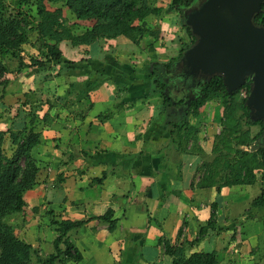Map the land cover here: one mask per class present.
I'll use <instances>...</instances> for the list:
<instances>
[{
    "label": "crops",
    "instance_id": "obj_1",
    "mask_svg": "<svg viewBox=\"0 0 264 264\" xmlns=\"http://www.w3.org/2000/svg\"><path fill=\"white\" fill-rule=\"evenodd\" d=\"M168 18L174 26L169 29L163 27ZM179 20L178 15L167 16L164 11L158 22L152 17L148 24L159 33V38L146 36L139 45L117 37L84 46L89 57L81 59L83 62L74 61L77 63L69 69L75 71L81 63L91 67L92 63L103 64L106 47L121 39L127 41L125 46L129 49L124 51L129 58L123 63L131 68L138 67V63L150 65V49L162 45L155 42L162 40L165 30L178 37V46L169 38L175 44L172 50L177 52L169 60L175 58L190 43ZM151 38L153 41L147 42ZM162 55L157 53V60L151 65L167 63L168 59L159 58ZM130 56L137 62H131ZM74 71L47 80L62 84L59 103L65 102L67 108L61 106L62 112H50L56 119L48 129L41 126L42 142L32 150L40 168L39 184L24 194V210L30 218L26 228L39 234L33 233L34 243L32 237L27 242L42 244L46 256L54 253L57 232L47 214L52 212L61 220L85 221L66 235L82 256L78 264H173L165 254L163 242L184 245L188 255L197 251L217 252L216 246L223 243L221 249L231 255L226 261H234L241 253L250 251L249 264H261L264 254L258 256V251L264 245V223L262 228L255 224L249 240L244 241L240 230L243 223L236 225L240 217L235 211L247 203V220H261L264 207L250 209V204L264 190L263 183L257 178L253 185L224 187L220 193L215 187H195L201 176L197 169L203 163L202 155L191 148L192 142L164 141L168 128L165 123L170 120L161 121L165 114L161 108L159 112L151 109L152 101L158 100L151 97L150 75L148 95L138 87L134 69L126 73L131 77L120 69L110 76L95 68L87 74ZM126 82L130 84L127 86ZM166 113L168 117L169 112ZM213 204L217 209V229H208L207 235L199 239L198 230L209 221ZM108 210L113 212L116 224L113 231L98 219ZM38 219L42 221L41 227L36 223ZM42 230L46 237H40ZM230 233L236 237L230 235L229 242L225 241ZM69 263L72 264H65Z\"/></svg>",
    "mask_w": 264,
    "mask_h": 264
},
{
    "label": "trees",
    "instance_id": "obj_2",
    "mask_svg": "<svg viewBox=\"0 0 264 264\" xmlns=\"http://www.w3.org/2000/svg\"><path fill=\"white\" fill-rule=\"evenodd\" d=\"M31 0H19V10L11 15L8 12L6 0H0V77L5 74H21L23 70H36L48 72L47 81L52 77L50 71L56 66H67L73 68L77 63L63 60L60 49L61 44H70L72 47L91 46L103 40L123 37L135 45L146 36L159 38V33L152 30L148 19L152 16L158 22L163 15L164 9L155 5L157 0H35L29 11L23 7ZM196 0H170V12L175 13L182 19V11L194 6ZM63 4L64 7L75 17L76 23L68 25L62 16V11L57 9L50 14L46 11V4ZM253 22L256 26L264 28V3L261 5V12L254 16ZM181 28L186 32L190 43L179 50L178 56L171 58L169 62L160 64L152 63L153 70L150 72L152 81L151 97H156L161 104L162 113H166L171 107H187L183 100H172L165 94L166 84L163 77H160V68H170V64L179 59L195 41L190 29L184 24ZM35 34V39L41 43L44 49L40 58L31 57L30 62H24L21 52L22 47L30 42V35ZM15 59L18 64L10 70L6 60ZM83 62V60L79 61ZM160 69V70H159ZM59 72L53 77H58ZM10 80H3L0 86L3 88ZM250 88L248 80L239 90L229 94L223 84L221 76H213L208 82L200 84L199 97L189 104L191 117L195 118L199 110L210 102L221 101L222 103V131L216 135L215 144L224 148L209 164L203 162L197 169L201 176L195 187H215L220 193L224 187H241L253 185L257 178H260L264 185V147L257 146L252 149L254 142L260 139L264 132V122L250 118V110L246 107V97L240 96L242 89L247 94ZM4 90V89H3ZM28 106H32V96L27 94ZM44 103L47 111L41 118L35 114L30 117V122L20 132H11L8 128L0 132V264H31L32 255L37 256L39 264H65L72 262L78 264L82 260L80 252L68 242L66 235L85 224V221L61 220L50 216L51 225L55 227L57 237L53 241L54 253L41 258L38 252L28 242L20 239L13 224L8 220L16 214L23 212L26 207L24 194L33 190L39 184V165L32 157V150L41 142L42 130L36 132L37 128L48 129L56 116H51L50 111L58 107L46 99ZM67 108L65 102L61 104ZM40 109V108H39ZM186 114V115H188ZM185 115V116H186ZM35 120V121H34ZM165 142H189L193 140V148L197 143L196 131L190 126L185 117L179 121H166ZM257 126L258 131L251 135L249 128ZM11 132L12 144L15 152L12 157L4 155L2 143L6 133ZM188 139V140H187ZM198 148V147H197ZM196 148V149H197ZM200 150V148H198ZM20 159L24 164H20ZM219 168V169H218ZM218 169V170H217ZM194 188V186L192 187ZM264 207V190L255 197L250 204V209ZM212 213L206 226L201 228L199 239H202L208 229H215L216 204L211 206ZM113 212L108 210L98 219L104 222L109 231H113L115 221L112 220ZM64 250L60 249V244ZM165 254L172 258L173 264H218L216 252L197 251L187 254L186 247L182 244L174 245L170 242H163Z\"/></svg>",
    "mask_w": 264,
    "mask_h": 264
},
{
    "label": "rangeland",
    "instance_id": "obj_3",
    "mask_svg": "<svg viewBox=\"0 0 264 264\" xmlns=\"http://www.w3.org/2000/svg\"><path fill=\"white\" fill-rule=\"evenodd\" d=\"M34 1L35 0H31L29 4L24 5L23 9L29 11L31 8H34L33 7ZM199 1H202V0H196V3L198 4ZM169 2H170V0H157L155 5L158 7H162L164 9V12L167 13V16L177 15L175 13L170 12ZM6 4H8V12L11 15H14L19 10V8L21 7L19 5V0H6ZM57 9H60L62 11V16L66 19L68 25H73L76 23L75 17L67 10L66 7L63 6V4H56V5H50L48 3L46 4V11L49 12L50 14L55 13V11ZM149 19H152V16H150ZM179 21L182 24V19ZM164 22H166L165 23L166 25H163V27H166V28L174 27L173 24L170 23L169 18L167 20H164ZM169 32H171V31L165 30L163 32L164 35H163L162 40H161L162 42L161 41L155 42L157 44L162 43V45L160 47L158 46L156 48V50L150 49L151 50L149 52V56L151 58L149 61L150 65L148 64V62H146L144 64L138 63V67L134 66L133 68H131V67H128L125 63H123L124 62L123 60H125V58H129L128 57L129 55L124 53V51H128L129 49L127 46H125L127 41H124L125 39L124 40L121 39V41L119 43L113 42V43H111V45L109 47H106L107 55H105L106 57H105L103 64L100 62V64L98 66H96L94 63H92L93 65L91 67L89 65L81 63L78 65V68L75 71L69 69L67 66H56L53 70L50 71V74L52 76H54V74H56L57 72H59L60 74H66V73H73V71H74V73L87 74L90 72V70H92V68H95L99 72L106 73V75L110 76L113 74V71L115 69H117V70L120 69V71H123L125 74L127 72H129L130 69H134L136 71V73L133 76L135 78H138V82H139L138 87L145 89L144 92H147L148 95H150V93L152 92V89L150 90V93H149L147 80H148V77L150 75V72L153 70L151 62L157 60V53H162L163 55L159 58L162 60L168 59L167 62L169 61L170 56H176L177 55V52H174L172 50V47L175 46V44L172 41H170L169 38H172L171 40H175L176 46H178L179 45L178 37L177 36L175 37L173 33H169ZM176 32L178 33L179 31L177 30ZM170 35H171V37H168ZM30 36H31L30 42L28 44L23 45L22 52H21V56H22L24 62H26V63L30 62L29 60L31 57L40 58L44 52V49L42 48L41 43H39L35 39V34H31ZM150 41L152 42L153 39L151 38V39L147 40V42H150ZM177 43H178V45H177ZM60 49H61L62 54H63V60H66V61H78V60L89 57L88 54H86V50H85L84 46L72 47L70 44H61ZM116 59L119 60L117 63H115V61H114ZM130 60H131V62H137V61H134L133 56L132 57L130 56ZM126 62H129V61H126ZM6 63L8 64V67L10 70L15 69L17 67V64H18L17 60H15V59L6 60ZM181 68H184V67H183L182 63L179 61V59H177L176 61H174L170 64L169 69H166L164 67L160 68L161 70L159 69L160 70L159 75H160V77H163L162 81L165 82V84H166V89L164 92L168 97H170L174 101L175 100H182V98L185 96H188L192 100H196L199 97L197 80H195V81L193 80V81H191V83L190 82L189 83L188 82L183 83L182 80H180V78L178 77V75L181 71ZM48 75H49L48 72L38 73L36 70H23L21 72V74L11 73V74H5L4 77H0V82H3V80H7V79L10 80V82L6 85L5 88H3L2 85L0 86V132H3V131L6 132V130L8 128L11 129L12 133L13 132H15V133L20 132L21 130L24 129L25 125H28V123L30 122V119H31L30 116L32 114H35L38 118H41L43 116L44 112L47 111V106L44 103V101L46 99L50 100V102H52V103L54 102V103L58 104V107L56 109L53 108L50 111V112H52L51 114H55V112H62L61 110L63 107L60 108L62 106L61 105L62 100H60V97H59V96H61L60 91H62V89H61L62 84H58L57 80H53L52 82L46 81L45 78ZM126 75L131 77V75H129V74H126ZM68 80H70V78ZM124 84L128 86L130 83L126 82ZM81 86H82V84L78 88H81ZM27 94H31V96H32V101H31L33 104L32 106L36 107L34 109V111L27 104L29 101V99L26 98ZM134 95H137V94H134ZM240 96L242 98L248 96L245 89H242ZM59 101H61V102L59 103ZM157 102L158 101H156V100L152 101V106H151L152 108L151 109L156 110V112H159V109L160 108L162 109V107H161V104L157 103ZM189 102H190V100L186 101L187 104H189ZM167 112H169L168 117H167V113H165L164 115H161V119H163V120H161L162 122L167 118H168L167 120H170V121H179L185 117V119H187L188 122L190 123V126L193 129H195L197 143L195 145L194 151H197L199 154L202 155L203 162L210 164L213 161V159L219 153L224 152L223 151L224 148L222 147V145L216 146V144L214 142L216 135L222 131V127H221L222 103H221V101L207 103L205 106H203L199 110V114L195 118L191 117L188 114V113H190L189 106H187V107L181 106V108L173 106V107L167 109ZM186 114H188V115H186ZM41 130L42 129L37 128L36 132L41 131ZM158 130H159V128H158ZM257 131H258L257 126H252L249 128V132L251 135H254ZM11 132L6 133V135L4 136V141L2 143V149H3L4 155L7 157H12L14 152H15V147L12 144L13 142H11L12 141V139L10 137ZM42 133H44V132H42ZM50 134L52 137L55 136V134H53V132H50L49 135ZM42 137H41V139H42ZM189 142H192L191 148H193V146H194L193 140L189 139ZM197 147L200 148V150ZM20 164L21 165L24 164L23 159H20ZM199 173H202V172L200 171ZM258 179L261 181L260 178H258ZM245 207H247V203H245L242 207L240 206L235 211L236 213H239V217H240L239 223H236V225L243 223V226H241L240 230L242 232L241 234H242L244 241L249 240V238H250V237H248L249 232L251 230H252L251 232H253L256 229L255 228L256 225L261 227L263 225L262 222L264 223V215L262 217H260L261 220H258V222H253L255 220L248 221L247 220L248 217L245 216V213H244V211L246 210V209H244ZM211 210H212V208H211ZM29 221H30V218L28 217L25 210H23L22 213L16 214L13 218L8 220V223L13 224V226L16 227L15 232L20 239L27 242V240L29 238L31 239V237H32V239H33L32 242L34 243L35 237L32 235H33V233L34 234H39V233H36L35 231H33V233H32L33 229L31 227H29L28 229L26 228V225L29 223ZM41 222L42 221H40L39 219L36 222L39 225V227L42 226ZM34 226H35V224H34ZM226 226H230V224L226 225ZM36 228L37 227H35V229ZM29 229H31V230H29ZM215 229H217V227ZM28 230H29L30 234L27 232ZM211 230L212 229H210L209 231H211ZM198 231L200 232V230H198ZM216 231H214V233H216ZM226 231H228V230L226 229ZM199 232L197 235L198 238L200 235ZM42 233L43 234H41V233L40 234L43 236L40 235V237L41 238L46 237L44 235L43 230H42ZM206 235L207 234L205 233V235L203 237H205ZM230 235H231V237L232 236L234 238L236 237L235 233H234V235H232L230 233L224 240L226 241V239H228V242H229ZM41 245L42 244H40V245H37V244L33 245L32 244L34 249L37 250L38 256H40L41 258H44V257H46V254L43 251ZM222 246H223V243L216 246L219 248V251L216 252L217 258H218V264H233V263L234 264H249L248 261H249L250 256H251L250 251H245V252L241 253L240 254L241 257L240 258L236 257L234 259V261H233V259H231L230 261H226V258L228 256L230 257L231 255L229 254L230 252L229 253L223 252L224 250L221 249ZM61 247L64 250L63 243H62ZM262 248L263 249L258 251V254H259L258 256H261L264 254V245L262 246ZM189 253H190V250H189ZM253 255L256 256L257 253H255ZM253 255H252V258L254 257ZM261 260H259L258 263L259 262L261 263ZM263 261H264V258H263ZM263 261H262V263H264ZM31 264H39L37 262V256L32 255ZM72 264H74V263H72Z\"/></svg>",
    "mask_w": 264,
    "mask_h": 264
},
{
    "label": "water",
    "instance_id": "obj_4",
    "mask_svg": "<svg viewBox=\"0 0 264 264\" xmlns=\"http://www.w3.org/2000/svg\"><path fill=\"white\" fill-rule=\"evenodd\" d=\"M264 0H202L182 11V24L195 41L179 61L197 83L221 76L231 94L250 81L245 105L264 122V28L253 22ZM264 147V132L252 149Z\"/></svg>",
    "mask_w": 264,
    "mask_h": 264
},
{
    "label": "flooded vegetation",
    "instance_id": "obj_5",
    "mask_svg": "<svg viewBox=\"0 0 264 264\" xmlns=\"http://www.w3.org/2000/svg\"><path fill=\"white\" fill-rule=\"evenodd\" d=\"M178 77L180 78V80H182V82L183 83H191V80L189 79V77H185L184 76V68H181V71H180V73H179V75H178ZM200 84H201V82L200 83H197V87H198V90H199V92L198 93H200ZM182 100L186 103V101L188 100H190V102H189V104L192 102V101H194V100H192V99H190L188 96H185V97H183L182 98ZM176 101V100H175ZM189 104H187L186 103V106H189ZM181 108V107H180ZM180 111V110H179Z\"/></svg>",
    "mask_w": 264,
    "mask_h": 264
}]
</instances>
